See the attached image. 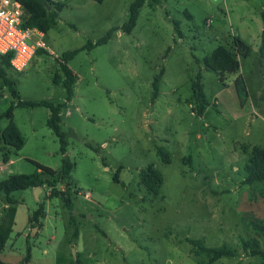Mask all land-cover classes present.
<instances>
[{
    "label": "rangeland",
    "instance_id": "obj_1",
    "mask_svg": "<svg viewBox=\"0 0 264 264\" xmlns=\"http://www.w3.org/2000/svg\"><path fill=\"white\" fill-rule=\"evenodd\" d=\"M132 1L56 0L61 9L48 7L45 47L24 69L0 58L21 100L64 103L60 127L73 164L70 208L60 196L50 197L48 186L12 192L17 219L0 259L67 264L77 253L82 264H260L261 256L242 247L254 236L264 247V234L253 226L264 225V183L243 180L251 151L264 148V0H149L125 32ZM109 29L108 41L96 45ZM234 36L251 51L239 57L240 70L222 80L203 58ZM74 49L80 50L67 65L77 81L67 101L54 78H62V56ZM200 73L208 105L196 115L192 84ZM237 78L245 90L236 89ZM16 102L0 77V113ZM48 116L43 105H14L23 145L15 150L0 139V181L35 172L29 159L60 168V143ZM8 124L2 118L0 131ZM149 164L163 175L157 195L140 181ZM57 188L65 190V181ZM41 203L42 226L31 228L27 217ZM197 238L212 247L226 243L237 256L212 263L190 242Z\"/></svg>",
    "mask_w": 264,
    "mask_h": 264
},
{
    "label": "trees",
    "instance_id": "obj_2",
    "mask_svg": "<svg viewBox=\"0 0 264 264\" xmlns=\"http://www.w3.org/2000/svg\"><path fill=\"white\" fill-rule=\"evenodd\" d=\"M28 13V18L26 20V25L30 27H37L42 32H45L48 28L47 17L49 15V5L54 4L57 6L56 10L61 9V4L51 2L49 0H19ZM101 2L102 0H96ZM149 0H133L129 6V13L127 21L122 25V29L125 32H131L136 25V20L139 15L140 8L144 3ZM154 1V0H152ZM264 17V13H263ZM177 26V23L176 25ZM114 29H109L100 39H98L95 44H103L108 41L112 35ZM264 43V39H263ZM87 47L94 46L93 43L89 42ZM84 47L80 48L83 49ZM74 49L72 51H67L62 56V61L60 63L62 78L58 75L55 76L57 82L62 83L66 90V100L69 101L72 98L74 87L77 81L76 73L67 65L68 60L72 59L73 56L80 50ZM251 51V47L248 44H244L241 39L234 36L231 44L220 45L217 49L215 48L210 54L203 58L204 67L216 71V73L222 75L221 79L226 73H234L240 70L239 57H245ZM261 56H264V44L262 46ZM1 59L10 66L9 55L1 56ZM11 67V66H10ZM163 75V70H161L155 77L153 81L154 96L158 93L159 82ZM201 73L197 75L196 81L192 84V90L194 92V101L196 103L195 114L202 115L205 107L208 105L206 101V94L203 91V85L201 83ZM0 77L2 78V83L4 86H8L11 95L17 99L16 104H10L8 108L0 113V121L2 118L7 117L9 119V124L7 127L0 131V138L5 145L13 147L15 150H19L23 145V139L18 127L12 121L13 107L24 106V105H43L49 109V116L47 118V125L53 130L59 139L60 152L62 154L61 166L58 169H53L49 166L38 163L34 160L29 159L36 166V171L30 174H13L9 175L7 178L0 181V193L6 196L8 206L4 210V215L0 220V251L4 249L5 244L12 231V225L14 223V216L16 213L15 204L17 201L13 198L12 192L16 190H22L26 188H35L48 186L51 188L49 196H60L65 205L69 208L71 207V199L69 195V178L71 171L73 169V164L66 155L67 141L65 139V134L60 127V110L64 103H53L49 101H23L19 98V93L14 86V82L9 79L4 71L0 69ZM236 89H244L240 79L237 78L235 81ZM158 153L162 156L164 161H169V156L166 151L159 148ZM4 160L7 161L8 157L4 154ZM247 174L244 177L243 184L251 185L257 181H262L264 183V148L261 146H255L251 151V156L249 161L246 163ZM141 183L147 188V190L155 195L159 194L162 183L163 175L162 173L154 167L153 164H149L145 169L139 172ZM115 180H118V172L114 176ZM68 182H67V181ZM64 182L66 189L61 191L57 188L59 182ZM44 217V206L39 204L37 209L33 210L28 216V224L31 228H39L42 226V218ZM253 226L256 228L257 232L264 234V225L260 222L255 221ZM190 242L197 246L198 252H205L209 255V261L212 263L221 256H237L236 248L223 243L221 246L212 247L207 245L203 239H190ZM244 250H248L251 255H259L263 259L260 264H264V247L261 245V240L259 237L254 236L243 240ZM31 246L27 245L26 256L24 261L30 259ZM0 264H7L0 259ZM68 264H82L81 260L76 253L74 258H72ZM210 264V263H208Z\"/></svg>",
    "mask_w": 264,
    "mask_h": 264
},
{
    "label": "built area",
    "instance_id": "obj_3",
    "mask_svg": "<svg viewBox=\"0 0 264 264\" xmlns=\"http://www.w3.org/2000/svg\"><path fill=\"white\" fill-rule=\"evenodd\" d=\"M27 18L19 0H0V56L9 55L10 66L16 71L23 70L37 50L45 47L43 32L26 25Z\"/></svg>",
    "mask_w": 264,
    "mask_h": 264
},
{
    "label": "crops",
    "instance_id": "obj_4",
    "mask_svg": "<svg viewBox=\"0 0 264 264\" xmlns=\"http://www.w3.org/2000/svg\"><path fill=\"white\" fill-rule=\"evenodd\" d=\"M0 58H1V56H0ZM1 148H5V147H1ZM7 206H8V202H7L6 196L4 194L0 193V220L2 219V217L4 215V210H5V208ZM15 207H16V213H15V216H14V223L12 225V229H13V227H14V225L16 223V219H17L16 216H17L18 207L16 206V204H15ZM27 221H28V217H27ZM9 238H10V236H9ZM67 264H68V262H67Z\"/></svg>",
    "mask_w": 264,
    "mask_h": 264
},
{
    "label": "water",
    "instance_id": "obj_5",
    "mask_svg": "<svg viewBox=\"0 0 264 264\" xmlns=\"http://www.w3.org/2000/svg\"><path fill=\"white\" fill-rule=\"evenodd\" d=\"M34 189L35 190H41V187H35Z\"/></svg>",
    "mask_w": 264,
    "mask_h": 264
}]
</instances>
